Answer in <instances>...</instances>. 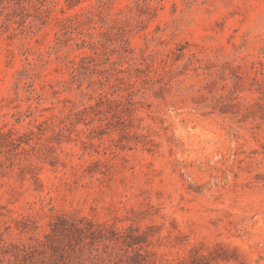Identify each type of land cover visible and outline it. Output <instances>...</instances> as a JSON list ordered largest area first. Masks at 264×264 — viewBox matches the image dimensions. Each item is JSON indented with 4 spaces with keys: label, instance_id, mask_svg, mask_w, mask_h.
Returning <instances> with one entry per match:
<instances>
[{
    "label": "rangeland",
    "instance_id": "obj_1",
    "mask_svg": "<svg viewBox=\"0 0 264 264\" xmlns=\"http://www.w3.org/2000/svg\"><path fill=\"white\" fill-rule=\"evenodd\" d=\"M0 264H264V0H0Z\"/></svg>",
    "mask_w": 264,
    "mask_h": 264
},
{
    "label": "trees",
    "instance_id": "obj_2",
    "mask_svg": "<svg viewBox=\"0 0 264 264\" xmlns=\"http://www.w3.org/2000/svg\"><path fill=\"white\" fill-rule=\"evenodd\" d=\"M52 232H54V230H52ZM15 251H16V257L19 255V252L21 251L20 249L21 248H19L18 246L17 247H15V248H13Z\"/></svg>",
    "mask_w": 264,
    "mask_h": 264
}]
</instances>
